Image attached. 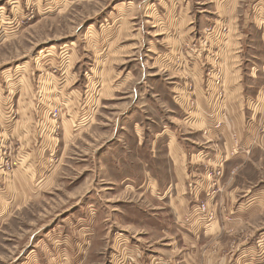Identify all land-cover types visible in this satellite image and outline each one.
Listing matches in <instances>:
<instances>
[{
  "label": "rangeland",
  "instance_id": "rangeland-1",
  "mask_svg": "<svg viewBox=\"0 0 264 264\" xmlns=\"http://www.w3.org/2000/svg\"><path fill=\"white\" fill-rule=\"evenodd\" d=\"M220 26L217 54L199 34ZM263 27L243 0H0V264H264V149L213 163L173 76L198 63L214 107L242 85L248 115Z\"/></svg>",
  "mask_w": 264,
  "mask_h": 264
},
{
  "label": "crops",
  "instance_id": "crops-1",
  "mask_svg": "<svg viewBox=\"0 0 264 264\" xmlns=\"http://www.w3.org/2000/svg\"><path fill=\"white\" fill-rule=\"evenodd\" d=\"M243 1L244 4L247 6V10L251 7V5H253V6H260L262 12L264 11L263 9L264 0H243ZM240 17L246 18L247 15L244 16L235 15L232 19L230 18V20L246 21V19L242 20ZM219 19L223 20V22H226V20L221 17H218L213 21ZM227 29H228V25H227ZM226 34L218 41H216L218 42L216 49L217 54L218 53L220 54L219 44L227 40ZM199 36H201L199 38L205 37L203 31L201 32V34H199ZM213 50H215V47L213 48ZM232 58H233L232 56H228V60H226V63L228 65L230 72L231 70L233 72L234 69H237L234 73V76L235 75L238 76L237 82L240 83L241 80L239 79L240 67L233 68L235 64ZM176 63H174L173 61V71L175 72V75L173 76L177 78V82L174 87L177 88L176 91L181 92L180 99L186 100L187 97V101L189 100V102H191L192 104L194 103L193 106L189 105L188 108L194 109L195 113L199 112L198 117L200 118V122H202L204 127L203 136L204 134H208V135H212L211 136L212 138H215L214 144L216 146V151H214L213 154L214 156L212 160L213 163H215L216 165H221L223 159L236 160L238 158H243L245 156H248L251 153L252 149L256 146L264 149V132H260L261 126L262 124H264V77L260 79V88L257 91L256 98L253 100L254 103L253 108H251V111L249 112L247 111L248 115H245L242 107L239 108V104H236V102L241 103L242 100V98L239 96V92L240 90H242V85L238 89H235L234 91L235 97L230 98L228 95L226 97V94L224 93L223 95L224 98L217 99L220 103V106L214 107V104L216 102L212 95V92L214 93V91L213 90L209 91L207 89L204 90L201 86V81H200L201 70L199 71L200 65L198 63L197 64L194 63V64H190V65L188 64L182 66L181 63L178 64ZM189 66H191V68ZM253 68L254 67L250 68V72L252 75H253ZM256 70L257 69H255L254 71ZM223 73H222V77H223ZM178 74H180L181 76ZM261 74H263V71L261 72ZM190 83L191 84L193 83V88H191L189 91L187 86ZM212 99L214 100V103L211 107ZM129 118L131 120V117ZM127 123H129V121L125 120L124 125ZM121 127L125 129L124 126ZM130 127H132L133 136H135L137 143L136 145L137 146L141 144L143 145L142 128L139 125H135V124H133ZM163 132L164 131L161 130L154 134V137L151 140V144L149 145L150 152H153V150L156 149L157 146L155 145V139L161 137L162 134H164ZM233 134H235L237 138V141L235 142L232 141ZM116 143H118V141H116ZM112 145H113V147H111L112 149L116 148L114 146H117L116 144H112ZM168 145L170 146V148L165 150V153L167 154V156H169V161L174 162V159L172 157L173 156L178 157V151L180 149L175 147L171 143H169ZM152 160L153 158L149 162V173L155 176L151 178V184H153V186L156 185V188L163 186L162 195L164 196L166 193L170 192V190L172 189V185L171 183L168 185L167 184L163 185L159 183L161 174H154L153 166L151 165ZM178 185L181 187V183H178ZM179 191H180L179 193H183L182 190ZM174 203L176 204L177 209H175L174 207L171 208L173 212H176L182 209L184 200L176 196ZM178 214L181 215L180 213Z\"/></svg>",
  "mask_w": 264,
  "mask_h": 264
},
{
  "label": "built area",
  "instance_id": "built-area-1",
  "mask_svg": "<svg viewBox=\"0 0 264 264\" xmlns=\"http://www.w3.org/2000/svg\"><path fill=\"white\" fill-rule=\"evenodd\" d=\"M220 27H216L215 29L211 28H206L203 31V34L205 37L200 38V43H203L206 45V43L208 41H210V37H213L214 40H219L220 38L223 37V34L225 33V29ZM207 40V41H206ZM219 76V74H216L215 77L213 78V82L215 85H220L219 82H221V78H217ZM220 77V76H219ZM221 95V93H219ZM197 209L201 212L204 213L207 211L208 207L206 204L201 203L200 205H198Z\"/></svg>",
  "mask_w": 264,
  "mask_h": 264
}]
</instances>
